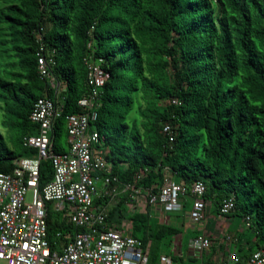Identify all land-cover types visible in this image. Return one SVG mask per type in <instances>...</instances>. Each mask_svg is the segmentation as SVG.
<instances>
[{
	"label": "trees",
	"instance_id": "obj_1",
	"mask_svg": "<svg viewBox=\"0 0 264 264\" xmlns=\"http://www.w3.org/2000/svg\"><path fill=\"white\" fill-rule=\"evenodd\" d=\"M40 43L58 87L37 71ZM85 56L108 74L92 127L111 175L152 193L165 174L201 181L209 207L219 213L232 198L225 216L248 217V244L264 249V0H0L1 122L13 131L12 147L0 132V171L35 155L23 138L36 133L28 115L38 97L61 105L51 148L66 150V115L89 91ZM52 172L41 160L40 187ZM124 202L106 221L129 219L154 259L175 228L128 214ZM47 223L53 242L64 226L49 212Z\"/></svg>",
	"mask_w": 264,
	"mask_h": 264
},
{
	"label": "built area",
	"instance_id": "obj_2",
	"mask_svg": "<svg viewBox=\"0 0 264 264\" xmlns=\"http://www.w3.org/2000/svg\"><path fill=\"white\" fill-rule=\"evenodd\" d=\"M37 71L51 85L59 83L50 74L45 50L40 43L36 52ZM86 66L88 94L77 104L80 113L66 115L64 152H53L51 136L54 123L60 116L61 105L50 98L38 97L28 115L36 125V133L23 138V145L36 151L33 156L17 157L9 172L0 171V264H146L149 242L143 243L131 233V221H106L109 211L120 194L144 205H157L162 218L179 210L189 197L188 217L192 223L204 219L208 202L203 198L201 181L185 184L168 174L157 193L132 182L120 181L111 175L105 150L99 144L98 132L92 127L98 107L97 96L108 74L101 67V58H83ZM169 125L163 126L168 132ZM172 140V137H169ZM48 159L52 177L39 186V164ZM100 182L101 189L96 183ZM27 193L29 200L25 199ZM106 198L95 204L94 199ZM234 206L232 198L224 199L219 215L225 216ZM64 227L53 231L49 241L47 219ZM248 224V217H244ZM230 240V235L226 236ZM196 247H207L209 239L198 235L192 240ZM170 263L166 255L160 257ZM212 264H264V249L253 250L246 257L230 252L223 260Z\"/></svg>",
	"mask_w": 264,
	"mask_h": 264
},
{
	"label": "crops",
	"instance_id": "obj_3",
	"mask_svg": "<svg viewBox=\"0 0 264 264\" xmlns=\"http://www.w3.org/2000/svg\"><path fill=\"white\" fill-rule=\"evenodd\" d=\"M123 196L126 201L124 202V207L128 214L148 211L153 222L166 223V225L171 227H174L171 223L173 225L177 223L175 220L178 218L177 215H167V218H162L160 208L157 205H144L143 201H138L136 204L135 201L130 200L125 194H120L118 201ZM184 204L191 205L189 197L184 199ZM184 218L185 221H181L182 231L174 227L175 232L173 234L162 237V239L167 238L170 252L158 253V264H165L160 261V257L164 255L170 258L169 264H184L186 261H198L199 264H212L223 260L230 252H236L238 255L246 257L253 251L248 244L250 235L246 234L247 226H245L243 219L239 220L233 216H221L212 206L206 210L204 219L198 223H192L190 221L188 212ZM198 235L205 236L209 239V245L207 247L200 248L192 244V240ZM227 235H230L229 241L226 240ZM160 244L159 247L161 246Z\"/></svg>",
	"mask_w": 264,
	"mask_h": 264
},
{
	"label": "rangeland",
	"instance_id": "obj_4",
	"mask_svg": "<svg viewBox=\"0 0 264 264\" xmlns=\"http://www.w3.org/2000/svg\"><path fill=\"white\" fill-rule=\"evenodd\" d=\"M1 120H2V115H1V111H0V132L5 135L6 143L8 144V146L12 147L13 143H12V141L10 139V135L13 134V131H10L11 129H9L7 127L5 128V126L2 124ZM96 186H97V189H101L100 182H97L96 183ZM29 197H30V194L27 193V195L25 196V199L26 200H29ZM180 203H181L182 207L179 210L170 211V212H168L167 215H169V216L171 215L172 216L173 214H175V215L178 216V218L175 219L177 221V223H174V225H173V223H171V225L174 226L177 230L182 231L183 230V227L181 225V221L182 222L185 221V218L184 217H185L186 213L190 210V206L191 205L190 204L185 205L184 204V201H183V198H181ZM183 206H184V209H183ZM233 217H236L239 220L243 219V222H244V218L241 217L240 214H238V213L237 214H234ZM245 226H246V224H245ZM246 234H249L250 236L252 235V233L248 231L247 227H246ZM160 245L161 246L158 247V248H156V250H155V248L152 249L151 255L152 254H155V253L158 254V253H161V252H164V253L165 252H170V246H168L167 238L162 239ZM146 264H158V258L156 256L154 257V259L153 258H150L147 261ZM184 264H199V263H198V261H195V262L186 261Z\"/></svg>",
	"mask_w": 264,
	"mask_h": 264
}]
</instances>
